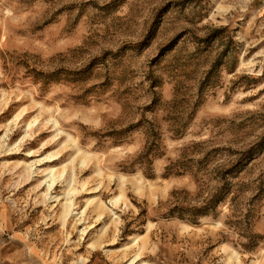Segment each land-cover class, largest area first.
<instances>
[{"label":"rangeland","instance_id":"obj_1","mask_svg":"<svg viewBox=\"0 0 264 264\" xmlns=\"http://www.w3.org/2000/svg\"><path fill=\"white\" fill-rule=\"evenodd\" d=\"M0 264H264V0H0Z\"/></svg>","mask_w":264,"mask_h":264},{"label":"trees","instance_id":"obj_2","mask_svg":"<svg viewBox=\"0 0 264 264\" xmlns=\"http://www.w3.org/2000/svg\"><path fill=\"white\" fill-rule=\"evenodd\" d=\"M249 153H251L250 151L245 154L244 157H246ZM243 162L242 159H240L235 165H233L228 171L229 173H234L235 171H237L239 165ZM227 184L223 185V187L220 189V192L218 195H216V197H214L211 201H209L208 205H205V207H201L198 209H194V217H191V221L192 222H197L201 217L207 216L209 211V208H213L217 206L218 202H221L223 200V198L226 197V193H227ZM217 198V199H215ZM217 200V201H216Z\"/></svg>","mask_w":264,"mask_h":264},{"label":"bare ground","instance_id":"obj_3","mask_svg":"<svg viewBox=\"0 0 264 264\" xmlns=\"http://www.w3.org/2000/svg\"><path fill=\"white\" fill-rule=\"evenodd\" d=\"M53 171H54V170H53ZM51 173H52V172H51ZM53 176H55V175H53ZM53 185H54V184H53ZM51 187H52V186H51ZM102 218H103V216H102ZM140 256H141V254L137 255L135 260L138 261V260L140 259Z\"/></svg>","mask_w":264,"mask_h":264}]
</instances>
